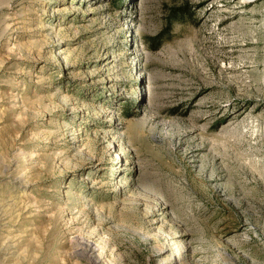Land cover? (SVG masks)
Instances as JSON below:
<instances>
[{"label": "rangeland", "instance_id": "rangeland-1", "mask_svg": "<svg viewBox=\"0 0 264 264\" xmlns=\"http://www.w3.org/2000/svg\"><path fill=\"white\" fill-rule=\"evenodd\" d=\"M0 264H264V0H0Z\"/></svg>", "mask_w": 264, "mask_h": 264}, {"label": "bare ground", "instance_id": "bare-ground-1", "mask_svg": "<svg viewBox=\"0 0 264 264\" xmlns=\"http://www.w3.org/2000/svg\"><path fill=\"white\" fill-rule=\"evenodd\" d=\"M89 245H90V244H89ZM91 250H92V251H95V247L92 246V243H91Z\"/></svg>", "mask_w": 264, "mask_h": 264}]
</instances>
